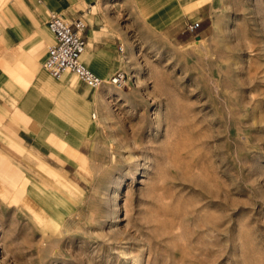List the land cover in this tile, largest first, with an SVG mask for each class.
<instances>
[{"label": "rangeland", "instance_id": "rangeland-1", "mask_svg": "<svg viewBox=\"0 0 264 264\" xmlns=\"http://www.w3.org/2000/svg\"><path fill=\"white\" fill-rule=\"evenodd\" d=\"M208 12L130 35L66 209L0 212V264H264V0Z\"/></svg>", "mask_w": 264, "mask_h": 264}, {"label": "crops", "instance_id": "crops-1", "mask_svg": "<svg viewBox=\"0 0 264 264\" xmlns=\"http://www.w3.org/2000/svg\"><path fill=\"white\" fill-rule=\"evenodd\" d=\"M211 0H0V212L40 222L66 206L61 183L90 166L96 90L43 68L49 12L84 23L79 61L101 79L122 67L143 24L174 37L208 17ZM1 217V216H0Z\"/></svg>", "mask_w": 264, "mask_h": 264}, {"label": "built area", "instance_id": "built-area-1", "mask_svg": "<svg viewBox=\"0 0 264 264\" xmlns=\"http://www.w3.org/2000/svg\"><path fill=\"white\" fill-rule=\"evenodd\" d=\"M45 24L52 34V42L46 46L42 66L50 76L57 78L63 73H70L93 89L104 84L118 86L123 82L124 74L120 70L101 79L79 61L85 44L81 19L66 20L58 13L49 12ZM197 26L198 22L190 23L187 31L192 32Z\"/></svg>", "mask_w": 264, "mask_h": 264}]
</instances>
